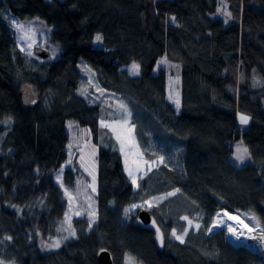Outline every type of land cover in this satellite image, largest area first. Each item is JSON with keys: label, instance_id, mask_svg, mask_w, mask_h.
<instances>
[{"label": "trees", "instance_id": "obj_1", "mask_svg": "<svg viewBox=\"0 0 264 264\" xmlns=\"http://www.w3.org/2000/svg\"><path fill=\"white\" fill-rule=\"evenodd\" d=\"M225 1L226 7L222 0H0V248L7 263L99 264L108 250L115 264L130 258L136 264H263L246 246L232 245L226 231L208 235L224 210L251 212L257 224L248 222L264 230V85L254 74L264 82V0ZM6 12L53 27L58 60L22 53ZM97 36L103 48L94 46ZM164 57L179 69L180 112L168 99L167 69L155 74ZM133 63L138 77L125 71ZM82 64L104 90L132 100L146 159L155 158L146 150L155 138L167 145V159L135 190L121 153L100 146L98 221L85 222L88 231L60 252L43 253L37 235L56 236L67 210L55 174L68 160V122L88 127L95 139L101 131L100 107L79 92ZM26 86L42 99L35 110L20 97ZM241 114L252 119L244 131ZM239 141L250 158L245 167L232 160ZM173 191L180 212L198 215L201 228L180 244L170 233L172 219L158 218L160 246L155 229L127 210Z\"/></svg>", "mask_w": 264, "mask_h": 264}, {"label": "rangeland", "instance_id": "obj_2", "mask_svg": "<svg viewBox=\"0 0 264 264\" xmlns=\"http://www.w3.org/2000/svg\"><path fill=\"white\" fill-rule=\"evenodd\" d=\"M45 1L51 3L54 0ZM222 2L223 7H226V1L222 0ZM215 17H217V14ZM4 19L15 31L18 47L22 53L27 55L29 58L36 59L38 61L47 62L58 60L61 47L52 41L51 38L54 29L44 20L37 18L21 21L8 12L4 13ZM223 19L225 18L223 17ZM94 46L96 48H103L104 46L102 39L99 41L95 39ZM37 50L48 52L49 57L47 59L39 57L36 54ZM134 64L139 66V64L133 63L130 67L126 68L125 71L128 72L130 76L138 77L140 75V66L137 72H134L132 67ZM79 67V72L81 74V86L79 92L81 96L85 98L89 104L93 106H99L103 111L101 112L102 116H111L117 120L118 136L121 139L119 141L114 140V138L117 136L114 130L101 129L100 120H98V128H100L101 131L96 139L88 127H83L76 121L68 122L67 128L70 134L68 160L55 175V179L59 182L64 199L67 203V210L63 226L56 236H54L52 239H42L41 234L37 235L39 239V246L43 253L60 252L62 250L61 248L68 245L72 239L79 238L88 231V229L84 226L85 222L93 224L94 222L98 221L99 209L96 194L99 171L96 155L98 154L100 146L105 149L117 150L121 153L124 162V168L128 176L132 181L135 179L134 184L136 186V190L138 188V182L151 172L162 168L165 160L167 159L165 154V152H167V145L163 140H158V138H155V140L152 141V146L149 149H146L151 155L155 156V158L149 160L142 156V153L138 147L139 143L138 146H136V143L134 142L135 139L133 135V129L127 119L131 118L132 116V100L127 96H118V94H113L104 90L97 79L96 73H94L92 69H90L85 64H82ZM165 69L168 71L166 75L167 88L169 91V102L177 112H180L182 83L181 77L179 76V69L176 65L170 67L168 60L164 57L159 60L155 74H159L160 71ZM254 74L257 75L264 85L263 79L261 78L259 72L255 70ZM262 99L264 104V97ZM241 116L248 118L247 123H241ZM251 123L252 119L249 115L241 114L239 116V127L241 130H247ZM150 136L151 135H149V138ZM245 149L246 148L244 144L240 141L234 144L232 160L233 163H235L238 167H245L249 163L250 158L248 156V152H245ZM237 156H240L243 162L237 160ZM68 171H71V175H69V177H72V180L67 181L66 174ZM87 175L89 177L88 181ZM178 197V191H173L161 196H155L147 201H144L143 203L135 204L136 207H133L134 205H132L127 210V213L130 216L135 215L138 219V222L145 225L140 218V211L148 210L151 212L154 219L151 226L156 231V239L160 246L165 244V237L164 232L158 225V218L163 219L169 216L168 220L166 221H170L169 219H172V231L170 233L173 240L177 243L184 244L188 233L190 231L197 232L201 228V223L199 222L198 215H185L186 212H180V203L182 202H177ZM176 203L179 205L173 207ZM224 211L229 212L227 210ZM157 213L159 215L156 216ZM173 213L177 214V216ZM231 214L239 215L241 219H243L244 222H246L249 226H253V229H257L255 236L259 237L262 231H264L260 226L254 227V225H251L248 222L252 221V223L257 224L253 213L247 212ZM130 220L131 218L126 216V221L129 222ZM221 231L227 232L228 229H223ZM209 232H211V228ZM173 233H175V235H173ZM177 236L182 237L183 242L176 239ZM57 242H59V247L55 246ZM238 246H246L249 248L253 253L259 255L262 258L264 264V244H262L259 239H250L248 244L241 243ZM111 257L113 263L115 264L112 254ZM6 258L7 257L5 255L4 249L0 248V264H10L6 262ZM129 260L127 264H129ZM97 261L99 262V257ZM132 264L136 263L132 261Z\"/></svg>", "mask_w": 264, "mask_h": 264}, {"label": "bare ground", "instance_id": "obj_3", "mask_svg": "<svg viewBox=\"0 0 264 264\" xmlns=\"http://www.w3.org/2000/svg\"><path fill=\"white\" fill-rule=\"evenodd\" d=\"M101 112H103V111L101 110ZM101 118H106L108 120H115L111 116H102L101 115L100 119ZM131 118H132V116H131ZM131 118H127V119H130L132 121V125H133V127L135 129V134H136V124L134 122V119L133 118L131 119ZM67 130H68V128H67ZM68 133H69V131H68ZM69 136H70V134H69ZM138 147H139V149H140V151L142 153V156L144 158H146V156L143 153L141 147L140 146H138ZM98 171H99V168H98ZM88 179H89V177L87 175V181H88ZM132 183H133V181H132ZM55 184L60 187L59 182L56 181V179H55ZM133 185H134V188H135L136 186H135L134 183H133ZM137 186H138V184H137ZM223 229H228V231H227V240L232 245H234L235 247H239L238 245H240L241 243L248 244L249 240H250L249 237L255 236V232L257 230V229H253L246 222H244V220L241 219V217L239 215H234V214H231V213L226 212V211H223V212H220V213L217 214V216L215 217V220H214V222H213V224L211 226V232L208 235L215 234L216 232L218 233L219 231H221ZM234 232H235V235L233 234ZM251 244H253V243H251Z\"/></svg>", "mask_w": 264, "mask_h": 264}, {"label": "water", "instance_id": "obj_4", "mask_svg": "<svg viewBox=\"0 0 264 264\" xmlns=\"http://www.w3.org/2000/svg\"><path fill=\"white\" fill-rule=\"evenodd\" d=\"M36 54L43 59H47L49 57V53L42 50H37ZM20 97L23 101L24 107L28 110H35L41 104V99L39 95H37L34 92L33 88L30 86H26L23 89L20 94ZM140 218L142 219L143 223L147 226H150L153 223V215L148 210H142L140 213ZM99 262L100 264H114L111 257V253L108 250H104L100 253Z\"/></svg>", "mask_w": 264, "mask_h": 264}, {"label": "snow or ice", "instance_id": "obj_5", "mask_svg": "<svg viewBox=\"0 0 264 264\" xmlns=\"http://www.w3.org/2000/svg\"><path fill=\"white\" fill-rule=\"evenodd\" d=\"M229 15H230V14H229ZM173 19H174V18H173ZM21 27H23V26H21ZM96 39H97V41H99V40H101V37H100V36H97ZM132 67H133L134 72H137L139 66L134 64ZM33 102H34V101H33ZM240 119H241V123H247V121H248V118L245 117V116H241ZM246 151H247V150L245 149V152H246ZM236 159H237V160H240L241 162H243V161H242V158H241L240 156H237ZM133 183H135V179H133ZM93 190H94V189H93ZM133 207H136V206L134 205ZM197 227H198V226H197ZM233 234L235 235V232H234ZM73 235H74V232H73ZM173 235H175V233H173ZM249 238H250V239H254V240H255V239H259V241H260L262 244H264V231H262V233L260 234L259 237H257V236H252V237H249ZM176 239H178V240H180L181 242H183V239H182V237H180V236H177ZM55 246H56V247H59V242H57ZM129 264H132L131 258H130V260H129Z\"/></svg>", "mask_w": 264, "mask_h": 264}, {"label": "crops", "instance_id": "obj_6", "mask_svg": "<svg viewBox=\"0 0 264 264\" xmlns=\"http://www.w3.org/2000/svg\"><path fill=\"white\" fill-rule=\"evenodd\" d=\"M128 121L130 122L131 124V127L133 129V135H134V142L136 143V146H138V142H137V138H136V134H135V129L132 125V121L130 119H128ZM100 126H101V129L103 130H108V129H111V130H114L117 134V136L114 138V140L116 141H119L121 138L118 136V126H117V121L116 120H108L106 118H101L100 119Z\"/></svg>", "mask_w": 264, "mask_h": 264}]
</instances>
